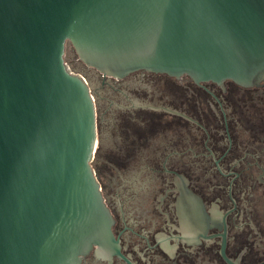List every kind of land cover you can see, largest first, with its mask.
Here are the masks:
<instances>
[{"label":"water","instance_id":"95a60500","mask_svg":"<svg viewBox=\"0 0 264 264\" xmlns=\"http://www.w3.org/2000/svg\"><path fill=\"white\" fill-rule=\"evenodd\" d=\"M136 70L197 81L264 77V0H0V264L117 253L90 162L84 77Z\"/></svg>","mask_w":264,"mask_h":264},{"label":"flooded vegetation","instance_id":"af4514ba","mask_svg":"<svg viewBox=\"0 0 264 264\" xmlns=\"http://www.w3.org/2000/svg\"><path fill=\"white\" fill-rule=\"evenodd\" d=\"M71 51L94 105L90 165L118 243L80 264H264V77L106 76Z\"/></svg>","mask_w":264,"mask_h":264},{"label":"rangeland","instance_id":"374dc122","mask_svg":"<svg viewBox=\"0 0 264 264\" xmlns=\"http://www.w3.org/2000/svg\"><path fill=\"white\" fill-rule=\"evenodd\" d=\"M71 54H72V51H71L70 47L68 46L67 49H66V54H65V61H66V64L68 65V67L71 70H74L73 67H72Z\"/></svg>","mask_w":264,"mask_h":264}]
</instances>
